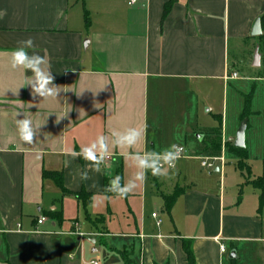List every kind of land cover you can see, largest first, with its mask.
Wrapping results in <instances>:
<instances>
[{
  "label": "crops",
  "instance_id": "obj_1",
  "mask_svg": "<svg viewBox=\"0 0 264 264\" xmlns=\"http://www.w3.org/2000/svg\"><path fill=\"white\" fill-rule=\"evenodd\" d=\"M131 1L0 0V264H187L186 241L196 264H264L260 193L254 198L241 171L229 170L226 161L215 168L220 174L204 172L200 164L193 176L160 177L180 188L170 213L149 173L140 215L134 195L123 198L126 212L120 213L111 205L118 197L104 195V179L119 167L124 183L126 150L111 149L99 173L67 154L98 135L130 127L145 130L136 151H161L156 135L163 121L173 131L186 119L195 93L226 97L245 72L255 88L262 86L263 105L252 114L264 124V0ZM258 20L261 35L252 36ZM27 38L48 60L61 90L55 100L33 97L30 86L13 94L31 76L9 64L11 50ZM225 113L215 116L220 127L208 134L222 138L221 153L236 139L226 137ZM23 115L41 125L32 144L18 137L15 121ZM200 136L198 143L207 137ZM196 155L202 162L201 152ZM148 185L161 215L146 209ZM82 191L93 196L88 206L106 198L105 214H87L78 198ZM39 217L46 222L38 225ZM85 238L99 248H87Z\"/></svg>",
  "mask_w": 264,
  "mask_h": 264
},
{
  "label": "rangeland",
  "instance_id": "obj_2",
  "mask_svg": "<svg viewBox=\"0 0 264 264\" xmlns=\"http://www.w3.org/2000/svg\"><path fill=\"white\" fill-rule=\"evenodd\" d=\"M242 76L244 79L238 83H231L228 86L226 97L223 94L212 93L211 96L202 93H195L192 97V102L190 103L189 110L187 112L186 119L179 120L178 126L173 129V131L169 130V127L166 124V121H163V125L156 135L157 147L158 149L164 150L172 144H176L185 149V154L182 158L177 162L175 169L170 170V174H178V172H182V174H186L187 176H193L201 169V160L198 158L196 154L201 152L202 158L204 159H213L218 156H224L226 161V167L234 171H240L238 168V163L235 158L231 157L228 153L230 147L233 143H226L227 151L224 149L223 153H221L222 148V138L219 136L212 137L210 139V133L215 131L220 127V121L218 118H215L217 115L224 116L227 115V138H235L237 129L241 123L240 118L244 111L246 100L250 101L249 114L247 116L248 125L250 126L248 131L246 132V149L248 151L249 160L248 165L250 167V180L257 179L263 173V159L264 153H262V148L264 144V124L262 117H256L252 114L253 111L262 107L263 105V96H262V86L261 84H256L257 88L254 87V83L250 81V74L245 72ZM207 110H211V114L207 112ZM168 122V121H167ZM200 135H204L206 137L205 141L202 143H198L197 137ZM217 135V132L215 133ZM221 143L219 144V141ZM209 142V143H208ZM209 144V145H208ZM263 156V157H262ZM216 167L220 162L214 163ZM116 165V164H115ZM218 166V167H219ZM135 169L131 168L129 165L126 166V170L124 172V182H126L131 175L134 173ZM204 172H210L211 174H220L215 173V168L212 170H208L203 168ZM244 174L247 176V171H244ZM248 178V177H247ZM156 183H158L162 195L170 196L180 191L179 186L175 187V182H170L165 178L154 177ZM187 182L188 179L186 180ZM246 185L251 187L252 196L255 198L259 195L258 190H254L250 184H248V179H246ZM160 183V184H159ZM148 185V204L147 210L158 213L161 215V205L155 195L150 194ZM143 193V184H141L133 193L134 202L137 205L138 212L141 211V195ZM250 199V198H249ZM112 207L117 212H126V200L121 198H116L112 202ZM87 214L94 216L96 214H105L107 210V199L106 198H97L94 199L93 203L86 208ZM102 219H95L93 221L94 224L101 223ZM79 224L83 232L87 230V221L86 215L81 211L79 214ZM114 233H118L117 229L113 231ZM85 246L89 249H98L99 242L97 245H94L90 242L89 239L85 238L83 240ZM103 261V260H102ZM110 261L114 263V260L110 259ZM116 263V262H115ZM120 263V260H119Z\"/></svg>",
  "mask_w": 264,
  "mask_h": 264
},
{
  "label": "clouds",
  "instance_id": "obj_3",
  "mask_svg": "<svg viewBox=\"0 0 264 264\" xmlns=\"http://www.w3.org/2000/svg\"><path fill=\"white\" fill-rule=\"evenodd\" d=\"M3 13H0L2 18ZM9 64L13 70L30 72L31 76L26 77L25 82L13 94H18L21 87L30 86L33 97H41L42 100L57 99L61 92L60 87L54 83L48 60L35 51L32 38L19 41L18 46L11 50ZM68 91V90H65ZM16 117L20 115L17 112ZM60 117H57V123ZM16 128L20 141L32 144L41 125L34 126L33 121L23 115L22 119L16 118ZM145 130L130 127L122 131L113 130L109 135H98L91 143L80 148L79 151L70 150L67 154L72 159L82 158L91 169L99 173L102 165L110 156L111 149L126 150L125 157L129 166L135 171L131 177L122 183V177L116 175L109 180L105 192L111 193L118 198H126L143 184L148 174L153 177H169L170 170L175 169L177 162L182 158L183 149L181 146L172 144L162 151H136L137 146L143 141ZM67 164V161H66ZM82 180H88V171L81 173Z\"/></svg>",
  "mask_w": 264,
  "mask_h": 264
},
{
  "label": "trees",
  "instance_id": "obj_4",
  "mask_svg": "<svg viewBox=\"0 0 264 264\" xmlns=\"http://www.w3.org/2000/svg\"><path fill=\"white\" fill-rule=\"evenodd\" d=\"M170 4H168L165 9H164V16H167V14L170 11ZM87 22L89 21L88 17H86ZM249 107H250V101L247 99L246 100V104H245V108L244 111L241 115V120L246 119L248 114H249ZM220 123H221V119H219ZM220 137V136H219ZM221 143V140L219 141V144ZM229 155L233 158L236 159L237 163H238V168L241 171L242 175L248 179V184H250L252 187H254V189L258 190L260 193V208L259 210H263L264 209V159H263V173L260 177H258L257 179L254 180H250V176H251V172H250V167L248 165V160H249V155L247 152V149H239L236 148L234 146V144L230 147L229 151H228ZM244 171H247V176L244 174ZM116 175H120L122 177V183H123V171L122 168L119 167L116 170L115 176ZM248 177V178H247ZM110 179L105 178L104 179V195L107 197H112L114 196L111 193H107L105 192V188L108 185ZM58 184H60L61 186V176H59L58 180H57ZM181 195V192H176L173 195L170 196H166L163 195V202H164V211L167 213H170L172 208L174 207L178 197ZM92 195L90 194H86L84 191H82L81 193L78 194V198L83 202V204L87 207L91 202H92ZM54 214V215H53ZM52 218L57 219V216L55 215V213H52ZM184 250L185 253L187 255V264H196V259L191 247V242L190 241H186L184 242ZM235 261V260H232ZM126 264H127V260H126Z\"/></svg>",
  "mask_w": 264,
  "mask_h": 264
},
{
  "label": "water",
  "instance_id": "obj_5",
  "mask_svg": "<svg viewBox=\"0 0 264 264\" xmlns=\"http://www.w3.org/2000/svg\"><path fill=\"white\" fill-rule=\"evenodd\" d=\"M261 25L260 21L258 20L256 24L254 25L253 31H252V36H259L261 35ZM259 60H260V54L258 53V50L256 51L255 55V66L259 65ZM248 127V120L243 119L240 123V126L238 128V131L236 133V139L234 141V146L239 149H245L246 148V131ZM198 139L201 140L202 136H198ZM237 255L236 252L233 251L230 254V260H236Z\"/></svg>",
  "mask_w": 264,
  "mask_h": 264
},
{
  "label": "built area",
  "instance_id": "obj_6",
  "mask_svg": "<svg viewBox=\"0 0 264 264\" xmlns=\"http://www.w3.org/2000/svg\"><path fill=\"white\" fill-rule=\"evenodd\" d=\"M137 0H132L131 1V4H134L136 3ZM237 78V75L234 74L233 76H231L230 79H235ZM183 149V152H182V156L185 154V149ZM111 159V157L109 156V158L106 160L109 161ZM215 162H220L222 166H224L225 164V159L223 156L221 157H217V158H213V159H202V162H201V166L202 168H205V169H208V170H212L214 168H216V165L214 164ZM105 164V163H104ZM153 217H156V214H153ZM44 222H46V218L45 217H39L38 221H37V224L38 225H42ZM221 251L222 253L225 252V247L224 246H221Z\"/></svg>",
  "mask_w": 264,
  "mask_h": 264
}]
</instances>
